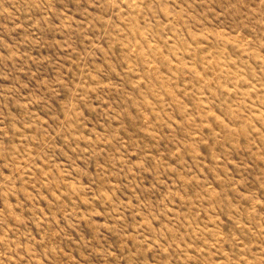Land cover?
<instances>
[{
  "label": "rangeland",
  "instance_id": "obj_1",
  "mask_svg": "<svg viewBox=\"0 0 264 264\" xmlns=\"http://www.w3.org/2000/svg\"><path fill=\"white\" fill-rule=\"evenodd\" d=\"M0 264H264V0H0Z\"/></svg>",
  "mask_w": 264,
  "mask_h": 264
}]
</instances>
